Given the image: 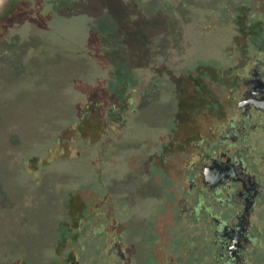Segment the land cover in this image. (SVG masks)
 <instances>
[{
	"label": "flooded vegetation",
	"instance_id": "af4514ba",
	"mask_svg": "<svg viewBox=\"0 0 264 264\" xmlns=\"http://www.w3.org/2000/svg\"><path fill=\"white\" fill-rule=\"evenodd\" d=\"M208 2L240 24L225 60L187 67L185 105L183 85L162 89V72L108 85L124 160L95 166L88 193L56 169L39 177L40 159L22 165L33 173L26 193L11 198L0 182V209L19 211L4 241L15 264H264V35L254 29L264 0ZM98 109L95 99L96 125ZM136 115L148 133L128 132ZM45 189L56 207L34 217Z\"/></svg>",
	"mask_w": 264,
	"mask_h": 264
},
{
	"label": "rangeland",
	"instance_id": "374dc122",
	"mask_svg": "<svg viewBox=\"0 0 264 264\" xmlns=\"http://www.w3.org/2000/svg\"><path fill=\"white\" fill-rule=\"evenodd\" d=\"M208 1L0 0V182L9 197L27 192L33 173L22 167L26 161L42 160L39 177L56 169L57 178L85 194L95 166L124 160V135L113 137L116 122L109 119L110 113L121 118L122 109L108 85L127 80L126 71L133 85L162 72V89L182 84L179 102L187 104V67L225 60L240 27ZM254 29L264 35L262 22ZM130 118L128 132H149L140 115ZM55 196L45 189L34 217L54 209ZM18 212L0 209V264H15L4 241L20 229Z\"/></svg>",
	"mask_w": 264,
	"mask_h": 264
},
{
	"label": "trees",
	"instance_id": "16d2710c",
	"mask_svg": "<svg viewBox=\"0 0 264 264\" xmlns=\"http://www.w3.org/2000/svg\"><path fill=\"white\" fill-rule=\"evenodd\" d=\"M176 35L178 36V37L176 36V39L179 40V39H180V38H179V37H180V36H179V33H176Z\"/></svg>",
	"mask_w": 264,
	"mask_h": 264
},
{
	"label": "crops",
	"instance_id": "0c3cea01",
	"mask_svg": "<svg viewBox=\"0 0 264 264\" xmlns=\"http://www.w3.org/2000/svg\"><path fill=\"white\" fill-rule=\"evenodd\" d=\"M135 71H139V69L135 70Z\"/></svg>",
	"mask_w": 264,
	"mask_h": 264
}]
</instances>
